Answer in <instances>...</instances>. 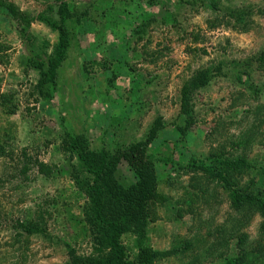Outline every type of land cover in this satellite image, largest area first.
<instances>
[{"label": "rangeland", "instance_id": "rangeland-1", "mask_svg": "<svg viewBox=\"0 0 264 264\" xmlns=\"http://www.w3.org/2000/svg\"><path fill=\"white\" fill-rule=\"evenodd\" d=\"M65 1L68 45L48 101L41 69L57 32L42 18L57 20L58 0H0V264H79L71 254H93L86 198L71 177L78 162L61 148L64 129L82 132L94 151L144 142L134 164L120 157L115 176L126 186L148 162L158 176L161 197L146 224L153 264H186L197 254V264H221L217 251L202 253L211 239L205 234L230 227L239 211L216 181L205 197L192 195L190 183L206 174L190 161L209 164L211 156L230 158L244 146L251 167L237 185L253 180L264 196V176L256 173L264 167V0ZM202 70L209 71L206 84L186 90ZM182 90L192 108L186 125ZM22 153L50 164L52 173L35 166L21 172ZM252 213L240 229L251 242L261 220ZM38 215L42 234L13 227ZM120 240L132 258L134 235Z\"/></svg>", "mask_w": 264, "mask_h": 264}, {"label": "trees", "instance_id": "trees-1", "mask_svg": "<svg viewBox=\"0 0 264 264\" xmlns=\"http://www.w3.org/2000/svg\"><path fill=\"white\" fill-rule=\"evenodd\" d=\"M152 1V0H150ZM57 20L49 17L42 19L51 28L57 32V40L53 55L47 60L46 65L41 69L42 78L50 86V92L44 94L46 100H51V93L55 91L56 69L64 58L68 45V32L66 30V20L69 16V8L65 0H58L56 8ZM239 16V14H238ZM261 60H264V52L261 54ZM209 77V71L202 70L196 73L190 80V87H200L206 84ZM1 103L4 96L0 95ZM188 96L182 90V114L188 116L184 119V124L191 122L190 115L192 113L191 105L187 102ZM7 112H12V108H8ZM61 116L63 124L66 123ZM158 123L155 121L150 127V136L154 135ZM160 125V124H159ZM178 126L177 130L183 133V128ZM61 148L68 151L71 155H75L78 165L72 167V179L76 187L84 193L85 202L83 205V219L89 226L91 237V253L84 259L77 258L71 254L74 263L79 264H153L157 253L148 246L146 236V224L152 219L155 203L161 197L156 190L157 177L152 169L151 164L143 165L139 170H134L138 176L136 179L123 186L115 176L116 164L120 157L126 158L130 164H134L131 158L134 155L142 154L141 142L124 143L122 147L115 148L112 152L99 149L97 151L89 149L86 137L82 132H74L64 129L61 138ZM243 139L237 140L236 145H243ZM230 158H220L218 154L211 156L212 162L205 164L203 160H191L190 166L202 170L206 174L203 181L195 180L194 184L190 183V191L193 196L200 197L208 193L207 185L216 181L219 183L228 195L229 203L232 208L238 210L237 218L231 219L233 224L227 227L222 224L215 225L213 230H208L205 236H209L207 249L202 253L210 255L216 252V256L221 259V264H264V196L263 190L249 180L247 184L238 186L240 177L245 173V167L251 165L245 160L241 154ZM31 166H35L36 170L47 176L52 173V166L42 160H38L36 156H29L22 153L21 172H26ZM252 167L253 164H252ZM132 168V167H131ZM140 172V173H139ZM256 173L264 176V167L258 168ZM214 188V187H213ZM213 189L210 193L212 194ZM199 192V193H198ZM207 195V194H206ZM203 203H208L206 198L202 199ZM257 212L261 218L259 222V230L257 240L249 241L248 234L240 230L248 222L249 217ZM230 220V219H229ZM17 230L23 234L44 233L46 230L44 221L39 215L29 217L23 220H14ZM127 232L134 235V243L136 253L129 258L125 246L121 243V236ZM16 236H21L17 232ZM235 238L234 240H232ZM233 243L232 252L224 251L226 247L230 249ZM185 245H189L185 242ZM229 246V248H228ZM69 252L73 250L69 249ZM96 253V254H95ZM73 256V257H72ZM200 254L193 256L192 260L186 264H197Z\"/></svg>", "mask_w": 264, "mask_h": 264}]
</instances>
